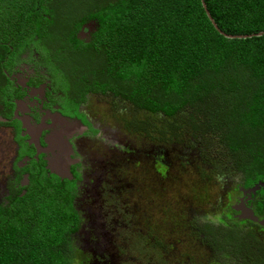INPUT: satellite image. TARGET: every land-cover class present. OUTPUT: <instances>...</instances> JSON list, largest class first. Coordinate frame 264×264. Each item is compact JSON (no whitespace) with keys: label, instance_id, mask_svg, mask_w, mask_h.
Masks as SVG:
<instances>
[{"label":"trees","instance_id":"16d2710c","mask_svg":"<svg viewBox=\"0 0 264 264\" xmlns=\"http://www.w3.org/2000/svg\"><path fill=\"white\" fill-rule=\"evenodd\" d=\"M205 2L226 32H264V0ZM89 20L87 41L78 31ZM0 26L18 50L33 42L75 107L93 91L168 116L203 112L245 186L260 184L251 206L264 216V35L226 36L201 0H0ZM46 172L0 203V264H72L78 186Z\"/></svg>","mask_w":264,"mask_h":264},{"label":"rangeland","instance_id":"374dc122","mask_svg":"<svg viewBox=\"0 0 264 264\" xmlns=\"http://www.w3.org/2000/svg\"><path fill=\"white\" fill-rule=\"evenodd\" d=\"M83 27L84 38L96 28ZM85 96L86 128L71 141L81 172L72 264H264V216L246 218L244 174L203 112L168 116L110 92ZM16 142L13 131L0 135V203L20 175Z\"/></svg>","mask_w":264,"mask_h":264},{"label":"flooded vegetation","instance_id":"af4514ba","mask_svg":"<svg viewBox=\"0 0 264 264\" xmlns=\"http://www.w3.org/2000/svg\"><path fill=\"white\" fill-rule=\"evenodd\" d=\"M86 22L79 31L86 28ZM3 29L0 26V135L13 131L17 142L12 169L20 174L10 186L28 184L32 172L36 175L44 170L46 175L77 184L81 172L74 167L76 146L71 141L85 130V120L78 106L73 105L71 93L62 87L59 76L45 64L33 42L18 50L17 43L7 39ZM79 31L80 38H92L93 32L84 38ZM254 187L241 188L249 194L245 199L250 205Z\"/></svg>","mask_w":264,"mask_h":264},{"label":"water","instance_id":"95a60500","mask_svg":"<svg viewBox=\"0 0 264 264\" xmlns=\"http://www.w3.org/2000/svg\"><path fill=\"white\" fill-rule=\"evenodd\" d=\"M201 2H202L203 7L205 8V11H206V13H207L209 19L214 23L215 27H216L221 33L225 34L226 36H228V37H248V36H249V37H253V36H262V35H264V32H260V33H257V34H231V33L226 32L225 30H223V29L220 27V25H219V23L217 22V20H215L214 17L212 16L210 10H209L208 7H207V4H206L205 0H201ZM91 23H92L94 26L97 25V23H96L94 20H92ZM86 29H87V28H86ZM61 175H62L63 177L66 176V174H61ZM258 189H260V185H259V184H258V186H255L253 189H251V191H252L253 193H255ZM250 215H251V216H250ZM250 215H247L246 217H247V218H250V219H252V220H258L257 217L254 216V214H253V212H252L251 210H250Z\"/></svg>","mask_w":264,"mask_h":264},{"label":"bare ground","instance_id":"6f19581e","mask_svg":"<svg viewBox=\"0 0 264 264\" xmlns=\"http://www.w3.org/2000/svg\"><path fill=\"white\" fill-rule=\"evenodd\" d=\"M243 211H245V212H244L245 216L250 215V211H249V210H245V209L243 208ZM250 216H251V215H250ZM246 218H247V217H246Z\"/></svg>","mask_w":264,"mask_h":264},{"label":"clouds","instance_id":"9594fccd","mask_svg":"<svg viewBox=\"0 0 264 264\" xmlns=\"http://www.w3.org/2000/svg\"><path fill=\"white\" fill-rule=\"evenodd\" d=\"M256 192H257V191H256ZM256 192H255V193H256ZM252 193H253V192H252ZM255 193H253V194H255ZM252 212H253V210H252ZM254 216H255V215H254Z\"/></svg>","mask_w":264,"mask_h":264}]
</instances>
